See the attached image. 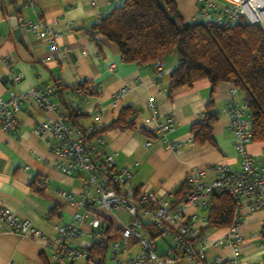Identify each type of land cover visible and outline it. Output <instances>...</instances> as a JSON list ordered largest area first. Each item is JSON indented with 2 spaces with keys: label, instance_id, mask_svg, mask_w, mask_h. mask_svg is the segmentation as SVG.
Masks as SVG:
<instances>
[{
  "label": "crops",
  "instance_id": "obj_1",
  "mask_svg": "<svg viewBox=\"0 0 264 264\" xmlns=\"http://www.w3.org/2000/svg\"><path fill=\"white\" fill-rule=\"evenodd\" d=\"M172 1L184 23L196 18L197 0ZM233 1L237 0H217V6ZM123 2L0 0V99L7 100L12 93L31 87L53 86L56 81L67 87L85 83L93 94L85 95L83 112L76 119L83 128L93 124L97 114H100L101 125L106 127L117 119L123 106L136 108L134 129L107 130L102 134L103 155L112 158L117 170L129 171L136 192L153 193L173 203L175 193L193 171L218 165L233 171L240 169V158L235 153L233 136L223 112L232 87L225 83L216 86L212 95L213 110L218 118L212 131L214 144L197 145L191 125L202 118L210 100L209 82L201 80L190 87L178 88L169 97L170 74L179 64L176 55L163 59L161 74H157L153 65L123 63L113 44L91 35L90 29L96 21ZM10 17L17 19L18 39L13 35ZM39 20L51 23L59 36L51 41L36 39L19 24ZM8 71L21 75L19 83H4ZM123 88L127 89L124 97L113 105V94ZM237 97L243 99L239 92ZM15 117L19 125L17 135L9 136L0 129V206L40 229L48 240L11 233L0 221V264H69L54 263L51 254L61 242L56 227L69 223L74 214L85 212L74 204L83 193L85 174L67 176L56 170L47 145L33 134L34 124L53 118L52 113L29 104L22 106ZM166 118L172 119V128L164 138L166 142L179 143L177 152L167 148L158 132V124ZM261 148V144L251 142L245 151L260 160ZM212 180L213 174L206 171L202 182L209 184ZM62 193L70 195L72 201ZM51 209H54L52 214ZM95 212L102 217L99 228L84 225L80 236L67 244L85 252L93 243H107L103 264H115L109 242L115 234L119 235L120 224L98 207ZM91 215L86 213V219ZM239 222L242 241L237 246V259L244 264H264V209L251 213L243 210ZM216 231L207 239L208 255L210 259L219 255L222 264H230L229 247L212 245L224 237L227 229ZM97 233L101 236L99 241L93 238ZM157 245V252L164 254L163 246ZM125 256L122 254L120 258ZM75 264H86V260L80 259ZM177 264L188 263L179 257Z\"/></svg>",
  "mask_w": 264,
  "mask_h": 264
},
{
  "label": "built area",
  "instance_id": "obj_2",
  "mask_svg": "<svg viewBox=\"0 0 264 264\" xmlns=\"http://www.w3.org/2000/svg\"><path fill=\"white\" fill-rule=\"evenodd\" d=\"M197 2L198 13L193 21L228 28L245 20L248 24L258 25L264 36V0H237L220 7L217 6V0ZM19 24L36 39L47 38L51 41L59 36L53 31L51 23L46 21H20ZM4 64H7V60H4ZM162 65L163 61L157 59L153 63V70L161 74ZM20 80V74L13 75L8 71L4 83L17 84ZM126 90L123 88L113 94V105L124 97ZM237 94L235 88L230 89L223 112L233 136L235 153L240 158V169L233 171L218 165L193 171L186 179L187 190L175 204L153 193L136 192L129 171L117 170L112 158L103 155V140L97 134L101 126L100 114L95 115L93 124L85 128L69 121L67 109L82 113V106L87 100L85 95L71 91L64 105L58 101L57 87L53 85L31 87L23 92L12 93L7 100L0 99V129L9 136H15L19 131L15 115L22 106L30 104L52 113L53 118L34 124L33 134L47 145L53 156L52 166L56 170L67 176L85 174L83 193L74 202L85 212L74 214L69 223L56 227L61 242L51 254L52 261L75 264L80 259H86L85 252L67 243L80 236L84 225L92 229L99 228L102 217L95 212L98 207L120 224L119 239L112 244L115 264H177L179 257L188 264H222L219 255L210 259L207 252L209 243L203 239L208 226L206 212L210 196L215 193L228 195L235 202V210L233 223L227 233L212 245L229 247L230 264H244L237 259V246L242 241L239 220L243 210L251 213L264 209V166L261 163H264V146L260 150V160L258 156L246 153L245 147L251 143L252 137L251 121L247 103L239 99ZM157 128L162 136L161 141L166 143L167 148L177 152L179 143L166 142L164 138V134L172 128V119L166 118ZM206 171L213 174L209 184L202 182ZM62 195L72 201L70 195ZM114 211L125 213L129 220L121 221L113 215ZM86 213L92 214L89 220L86 219ZM0 221L11 233L34 240H48L40 229L1 206ZM100 237L97 233L93 238L99 241ZM158 243L163 246L162 255L157 252ZM135 245L138 251L133 254L130 249ZM122 254L126 256L120 258Z\"/></svg>",
  "mask_w": 264,
  "mask_h": 264
},
{
  "label": "trees",
  "instance_id": "obj_3",
  "mask_svg": "<svg viewBox=\"0 0 264 264\" xmlns=\"http://www.w3.org/2000/svg\"><path fill=\"white\" fill-rule=\"evenodd\" d=\"M163 1L164 11L157 7L155 0H124L91 27L90 33L113 44L123 63L151 66L157 59L163 60L175 53L179 64L170 74L169 97L178 88L190 87L201 80L209 82L210 100L202 118L191 125L197 145L214 144L212 131L218 118L213 110L212 95L218 84L225 83L243 95L251 121V142L264 146V36L261 29L245 20L228 28L201 21L184 23L173 1ZM55 86L58 101L64 105L71 91L87 96L93 94L85 83L67 87L56 81ZM67 110L69 121L78 125L76 119L81 113ZM137 112L136 108L123 106L117 119L106 127L101 125L97 134L134 129ZM187 188L185 180L172 204L181 200ZM234 210L235 202L228 195L212 194L206 212V230L228 229L233 223ZM53 211L51 209L50 213ZM106 250L107 243H93L85 250L86 264H103Z\"/></svg>",
  "mask_w": 264,
  "mask_h": 264
},
{
  "label": "rangeland",
  "instance_id": "obj_4",
  "mask_svg": "<svg viewBox=\"0 0 264 264\" xmlns=\"http://www.w3.org/2000/svg\"><path fill=\"white\" fill-rule=\"evenodd\" d=\"M173 56H175L176 54H172ZM177 56V55H176ZM205 212L203 211L202 214H204ZM113 215L120 219L121 221H126L127 219V215L125 213H120V212H117V211H114ZM216 230L214 229H209V230H206L205 233L203 234V239L207 240V239H210L213 237L214 234H216ZM119 239V235L118 234H115L111 241L109 242V252H111V248H112V244L115 243L116 241H118ZM138 251V246L135 245L133 246V249H132V253L135 254L136 252Z\"/></svg>",
  "mask_w": 264,
  "mask_h": 264
},
{
  "label": "water",
  "instance_id": "obj_5",
  "mask_svg": "<svg viewBox=\"0 0 264 264\" xmlns=\"http://www.w3.org/2000/svg\"><path fill=\"white\" fill-rule=\"evenodd\" d=\"M156 5L159 9H161L162 11L165 10V4L163 0H155ZM9 23L10 26L13 28V35L16 39L19 38V32H18V24H17V19L15 17H10L9 19ZM170 20L172 21L173 18L170 17ZM89 264H93V263H89Z\"/></svg>",
  "mask_w": 264,
  "mask_h": 264
}]
</instances>
